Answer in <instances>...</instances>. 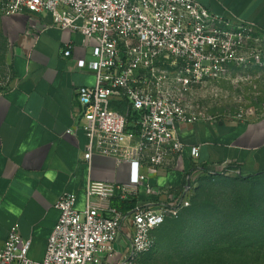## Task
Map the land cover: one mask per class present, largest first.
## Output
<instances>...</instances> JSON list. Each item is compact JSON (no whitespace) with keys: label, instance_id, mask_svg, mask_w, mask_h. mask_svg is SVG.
I'll return each instance as SVG.
<instances>
[{"label":"built area","instance_id":"built-area-1","mask_svg":"<svg viewBox=\"0 0 264 264\" xmlns=\"http://www.w3.org/2000/svg\"><path fill=\"white\" fill-rule=\"evenodd\" d=\"M0 13L49 14L52 25L94 41L93 59L78 60L95 74L93 85L77 88L78 119L87 138L82 158L88 162L109 156L151 173L175 164L186 148L175 124L205 117L183 104L192 89L221 79L232 67L264 70V39L255 23L214 13L197 0H0ZM68 47L65 55L71 54ZM130 108L141 112L136 133L127 130ZM190 152L196 160L199 147ZM198 171L218 173L213 164L184 173L181 188L164 198L145 173L131 183L90 180L81 210L75 195L63 192L43 259L28 256L31 239L14 224L0 248V264H143L155 247V230L191 205ZM141 190L156 198L127 211L110 202ZM127 226L129 245L118 256V238Z\"/></svg>","mask_w":264,"mask_h":264},{"label":"crops","instance_id":"crops-1","mask_svg":"<svg viewBox=\"0 0 264 264\" xmlns=\"http://www.w3.org/2000/svg\"><path fill=\"white\" fill-rule=\"evenodd\" d=\"M197 1L214 13L254 22L264 39V0ZM0 34L7 63L6 73L0 74V248L17 224L20 234L31 239L28 256L41 261L60 216L55 206L59 196L74 194L75 207L83 209L90 180L131 183L138 173H145L164 198L181 188L184 173L207 165L236 176L264 171V114L176 123V134L186 148L175 164L155 173L109 156L94 155L88 162L82 158L87 138L78 119L77 88L93 85L95 74L81 69L78 60L93 59L94 41L52 25L49 14L0 13ZM68 45L71 54L65 55ZM191 146L199 147L196 160ZM197 176L199 181L206 175L198 171ZM130 196L139 203L156 198L142 190ZM129 238V227H123L118 256L127 250Z\"/></svg>","mask_w":264,"mask_h":264},{"label":"trees","instance_id":"trees-1","mask_svg":"<svg viewBox=\"0 0 264 264\" xmlns=\"http://www.w3.org/2000/svg\"><path fill=\"white\" fill-rule=\"evenodd\" d=\"M140 116L139 110L129 109L128 131H138ZM219 176L227 175L216 173L204 177L214 179ZM263 176L264 171L238 176V179L250 181ZM230 195L229 201L223 204L212 201L189 208L193 204L194 194L191 205L185 209L188 214L186 220H177L180 215L176 218V222L180 224L164 228L159 239H156V232L167 220L155 230L156 242L153 250L149 252L152 253L151 257L163 260L166 257V262L264 264V191L248 190L244 193L233 192ZM137 202V198L132 196H116L112 205L127 211L134 208ZM259 235V240L249 239Z\"/></svg>","mask_w":264,"mask_h":264},{"label":"rangeland","instance_id":"rangeland-1","mask_svg":"<svg viewBox=\"0 0 264 264\" xmlns=\"http://www.w3.org/2000/svg\"><path fill=\"white\" fill-rule=\"evenodd\" d=\"M4 47V39L0 34V74H5L7 71ZM183 104L188 110L201 113L205 116H229L238 113H242L243 115L264 114V70H256L255 72L229 70L221 79L209 82L202 87L193 88L186 96ZM121 109L124 110L125 108ZM248 190L263 192L264 176L250 181H242L236 175L219 176L214 179L201 177L195 191L193 204L189 208H193L199 203L212 201L216 204H223L231 198L230 193H244ZM187 215L185 210L177 220H186ZM174 224L178 226L180 223H177L176 219H168L157 230L156 239H159V236L163 235L164 228L170 225L173 226ZM260 236L249 239L259 240ZM151 254L146 255L143 264H217L166 262V257H164V260L160 258L153 259Z\"/></svg>","mask_w":264,"mask_h":264}]
</instances>
